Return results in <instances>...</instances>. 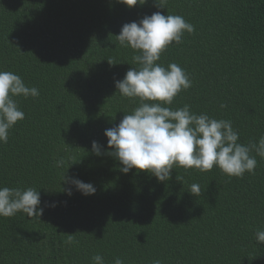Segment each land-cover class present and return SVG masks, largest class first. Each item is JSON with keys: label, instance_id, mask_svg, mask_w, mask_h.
<instances>
[{"label": "trees", "instance_id": "obj_1", "mask_svg": "<svg viewBox=\"0 0 264 264\" xmlns=\"http://www.w3.org/2000/svg\"><path fill=\"white\" fill-rule=\"evenodd\" d=\"M0 0V71L19 75L38 97H16L25 114L0 143V187L40 191L41 217H0V264H264V158L229 177L174 166L160 182L109 155L105 130L139 99L115 87L131 67L116 39L126 23L159 11L194 26L158 63L191 80L172 109L230 120L239 142L264 136V0ZM108 60L116 65H110ZM227 105L221 108L220 105ZM102 155L92 151V142ZM63 160L62 167L56 166ZM94 185L84 196L64 176ZM179 178V179H177ZM200 192L192 195L190 186ZM71 188L68 196L64 189ZM56 205L52 207L51 205ZM67 234L74 243H66ZM180 255V256H179Z\"/></svg>", "mask_w": 264, "mask_h": 264}, {"label": "clouds", "instance_id": "obj_2", "mask_svg": "<svg viewBox=\"0 0 264 264\" xmlns=\"http://www.w3.org/2000/svg\"><path fill=\"white\" fill-rule=\"evenodd\" d=\"M117 2L129 7L144 4L141 0ZM194 30L182 16H165L157 11L138 23L124 24L116 35L121 47L131 48L136 53L131 63L138 65L131 67L122 80L115 81V87L125 98H138L139 106L104 133L111 150L108 154L123 165L124 174L135 168L165 182L171 178L174 166H179L200 171L218 167L229 177H242L245 173H254L257 160L253 152L264 158V136L258 142L242 144L230 120L215 119L204 113L197 115L187 104L177 109L165 106L172 105L181 91L189 89L191 80L178 64L170 63L165 68L158 62L173 42L181 44L183 34ZM108 63L116 65L110 60ZM20 96L35 98L39 90L26 86L23 79L11 71H0V143H7L10 129L25 118L15 99ZM92 151L97 156L103 154L96 141L92 142ZM63 165V160L56 161L57 167ZM63 182L75 186L84 196L96 192L94 185L78 178L65 175ZM64 191L72 195L71 188ZM199 192L198 184L190 186L192 195ZM40 205V191L33 187H0V217H12L21 211L28 217H41L44 209ZM67 236L66 243L73 244L74 235ZM255 238L258 244H264V230L258 229ZM92 260L93 264H104L101 255L93 256ZM114 264H124V261L117 257ZM153 264H161V261L154 260Z\"/></svg>", "mask_w": 264, "mask_h": 264}, {"label": "bare ground", "instance_id": "obj_3", "mask_svg": "<svg viewBox=\"0 0 264 264\" xmlns=\"http://www.w3.org/2000/svg\"><path fill=\"white\" fill-rule=\"evenodd\" d=\"M180 256V255H179Z\"/></svg>", "mask_w": 264, "mask_h": 264}]
</instances>
